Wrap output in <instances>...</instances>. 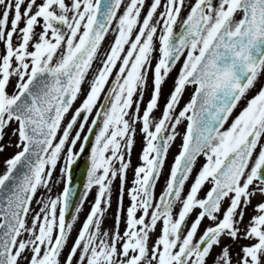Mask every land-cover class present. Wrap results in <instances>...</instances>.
Listing matches in <instances>:
<instances>
[{
	"label": "snow or ice",
	"instance_id": "1",
	"mask_svg": "<svg viewBox=\"0 0 264 264\" xmlns=\"http://www.w3.org/2000/svg\"><path fill=\"white\" fill-rule=\"evenodd\" d=\"M146 4L0 0V141L12 124L18 137V151L0 174V264H208L216 247L221 251L212 264H234L224 239L255 241L241 247L235 264H264V202L240 227L251 199L264 195V86L225 128L264 76V0H151L142 18ZM112 33L114 41L100 57ZM98 58L101 66L89 81ZM182 58L173 90L155 117L162 87ZM149 73L153 92L140 115ZM85 83L89 90L68 119ZM188 86L195 91L177 113ZM183 121L180 151L157 198L155 188ZM137 124L144 141L129 186ZM12 146L0 143V153ZM200 156L206 162L185 195ZM81 159L82 191L73 178ZM117 180L114 226L105 230ZM60 184L62 191L53 195ZM206 184L211 187L201 198ZM93 189L94 202L68 248ZM205 219L210 225L197 239Z\"/></svg>",
	"mask_w": 264,
	"mask_h": 264
},
{
	"label": "rangeland",
	"instance_id": "2",
	"mask_svg": "<svg viewBox=\"0 0 264 264\" xmlns=\"http://www.w3.org/2000/svg\"><path fill=\"white\" fill-rule=\"evenodd\" d=\"M38 2H39V0H38ZM190 2L194 3V0H190ZM150 3H151V0H147V4H150ZM147 4H146V7H145V9H144V11L142 13V18H143V15L146 14V12H147ZM120 11L122 13L123 9H121ZM188 12H189L188 8L183 9L180 19L182 20L183 18H185L188 15ZM239 18H240L239 16L236 17V19H239ZM23 26H24V24L21 23L20 27L22 28ZM9 27H10V25H9ZM35 31L37 33H39L41 31V28L37 27L35 29ZM114 36H115V33L107 35V37H106L105 41L103 42L102 47H101V49L99 51V56L100 57H103L105 55V53L108 52L109 46L114 41ZM16 39L17 38L14 36V38H13L14 43L16 42ZM157 48H158V44H157ZM3 51H4V46H3V44H0V54H3ZM157 58H158V53L156 54V56H154V58L152 60V67L153 68L155 67V63H156ZM182 63H183V58L181 59L180 62L177 63L175 70L170 74V76L166 80V83L163 85V87H162V95H161V97L159 99V102H158L159 103V110L154 112V116L155 117H160L161 116L163 108H164V106H165V104L167 102V99L169 98L170 92L173 90L174 80L177 77V74L179 72L180 67L182 66ZM100 66H101V61L98 58L97 61L93 65L92 71L89 73V77H88L89 81L91 80V77L95 73L96 69H98ZM15 83H16V81H15V79H13L11 81V84H10L9 89H8V91L10 93L12 92V90H13V88L15 86ZM261 86H264V76H261L259 78V83H257L256 86L247 93L246 97L242 99V101L239 103L238 107L233 111L229 121L225 124V128L230 126L231 122L236 118L237 115H239L240 111L243 110L244 107H246L248 100L253 98L258 93V91L260 90ZM88 90H89V84L85 83L83 85V94H81L79 96L78 100L74 103L72 110L68 114V119H70L72 113L75 112V109L80 106V104L83 101V99L85 98V95L88 92ZM194 91H195L194 86H188L186 88L185 92L183 93L182 99L180 101L179 107L176 110L177 113L179 112L180 109H182L184 107V105L187 102H189V100H190L192 94L194 93ZM152 92H153V76H152V73H149L148 77H147V83H146V92H145V95H144V98H143V103L141 104L140 115L143 114L145 106L148 103ZM93 115H94V113H93ZM91 118L92 117H90V119H89V124L91 122ZM81 119H82V117H81ZM64 123L66 124L67 120ZM15 127H17V125L12 124L9 128H7L6 129V134L4 136V139L2 141H0V143H2L4 145H8L9 143H11L13 145L12 147H5V150L2 153H0V174H2L6 170L5 161L7 159L11 158L13 155H15L16 152L18 151V149L15 147V144H16V142L18 140V137L12 135V129L15 128ZM186 127H187V121H183L180 125H178V133H179V135L177 136V138L173 142V144L170 146V150H169V152L167 154V157H166V163H165V165H164V167L162 169V175H161V177L159 179V182H158V184H157V186L155 188V195H156L157 198L162 193V190L165 187L166 181L169 178L170 169H171V166L173 165L175 156L180 151V147H181V144H182L181 137L184 134V132L186 131ZM77 128H78V125H77ZM136 129H137V132H136V137H135V145H134V148H133L132 153H131V168H130V170L128 172V177H127L129 186H131V181L133 180V170L140 164V154H141V150H142V147H143V141H144V137L140 134V124L136 125ZM74 134H75V132H73V135ZM83 134H87V127L85 128V132ZM78 148H79V143L77 144V150H78ZM87 155H88V153H87ZM205 162L206 161H205L204 156H200L198 158V160H197V162H196V164L194 166V170H193V172L191 174V177L186 182V186H185V189H184V194L185 195L187 194L188 190L190 189L191 184L194 182L195 176L200 171L201 167L203 166V164ZM56 172H57V174L59 173V167L57 168ZM119 183H120L119 180H117V181H115V184L113 186L112 207H111V210L107 213V217L105 218V220L103 222V227H104L105 230H110L114 226V218H115V213H116V210H117L116 201H117V196H118ZM210 187H211L210 184H206L204 186L203 190L199 194L201 196V198L206 194V192L209 190ZM62 188H63V184H60L57 187H55L53 189V195H55V194L59 193L60 191H62ZM42 193H43V190H41L40 193H38V195H42ZM95 195H96V189H93L91 194L88 197L87 202L84 204L81 213L78 214V222L75 223L74 229L71 232V238L68 241V248H70L72 246L73 241L76 239L78 231L81 228L82 223L84 222L86 216L89 213L90 205L94 202ZM260 202H264V195H256V196H254V198L251 199L250 205L245 209V215H244L243 223L240 225L241 229H244L249 224L250 219L253 216L258 214L255 211V207ZM128 203H129L128 198L125 195L124 201H123L125 209L127 208ZM224 205H225V207H227L228 201H225ZM32 207L34 209L38 210L35 202H33ZM178 210H179V205H177L176 211H178ZM196 211L198 212L199 210H196ZM195 215H196V212H194L192 214V218L189 220V224L192 222V219H195ZM30 221H31V217H29V222ZM209 225H210V222L207 219H205L203 221L201 227L198 230L197 239L202 234L204 229L206 227H208ZM123 231H124V225L121 224L120 232L123 233ZM159 231H160V227L157 226V228L155 230V234L152 237L153 240H155L156 236L159 235ZM250 243H255V241L254 240L250 241V240H246V239H239V240H237L235 242H233L231 240H228V239H224L222 241V244L231 245V251H232V255H233L234 264L239 258L237 254H241V247L244 246V245H249ZM68 248L65 249V253H64L65 256L67 255ZM220 251H221V249L219 247L214 248L213 251H212V257H214ZM212 257L208 258V264H212Z\"/></svg>",
	"mask_w": 264,
	"mask_h": 264
},
{
	"label": "water",
	"instance_id": "3",
	"mask_svg": "<svg viewBox=\"0 0 264 264\" xmlns=\"http://www.w3.org/2000/svg\"><path fill=\"white\" fill-rule=\"evenodd\" d=\"M91 142L89 143L88 147L90 146ZM84 163H82V165H77L75 170H74V175L73 178L74 180L77 182V184H79L81 186V191H82V184L85 180V176L83 175V169H84Z\"/></svg>",
	"mask_w": 264,
	"mask_h": 264
},
{
	"label": "flooded vegetation",
	"instance_id": "4",
	"mask_svg": "<svg viewBox=\"0 0 264 264\" xmlns=\"http://www.w3.org/2000/svg\"><path fill=\"white\" fill-rule=\"evenodd\" d=\"M90 147H91V144H90V146L88 147L89 149H90ZM87 151L85 152V157L87 156ZM84 162V159H81V161H80V163H79V165H82V163ZM203 233V232H202Z\"/></svg>",
	"mask_w": 264,
	"mask_h": 264
}]
</instances>
